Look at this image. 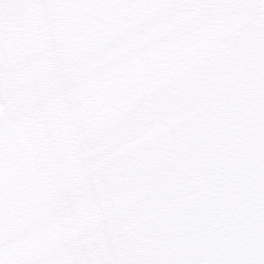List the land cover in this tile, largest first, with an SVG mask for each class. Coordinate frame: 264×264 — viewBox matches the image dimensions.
<instances>
[{"label":"snow or ice","instance_id":"6c2138e0","mask_svg":"<svg viewBox=\"0 0 264 264\" xmlns=\"http://www.w3.org/2000/svg\"><path fill=\"white\" fill-rule=\"evenodd\" d=\"M0 264H264V0H0Z\"/></svg>","mask_w":264,"mask_h":264}]
</instances>
